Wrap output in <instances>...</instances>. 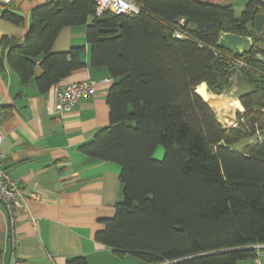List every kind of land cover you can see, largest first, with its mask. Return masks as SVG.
Listing matches in <instances>:
<instances>
[{
    "label": "trees",
    "instance_id": "trees-1",
    "mask_svg": "<svg viewBox=\"0 0 264 264\" xmlns=\"http://www.w3.org/2000/svg\"><path fill=\"white\" fill-rule=\"evenodd\" d=\"M131 1L140 8L134 17L98 16L94 0L37 7L24 39L4 40L7 62L24 85L39 64L36 85L46 93L86 67L84 47L53 51L63 29L86 26L91 66L107 68L115 80L110 125L80 148L90 160L122 167L124 198L98 242L148 264L253 260L252 247L264 245V136L237 145L264 134V33L254 29L264 0H251L239 16L232 5ZM10 7L3 18L21 25ZM177 29L188 38H174ZM222 33L252 38L253 49L236 56L220 48ZM236 77L235 102L243 113L235 112L237 125L226 128L216 115L221 107L208 105L197 88L206 84L219 100ZM159 147L162 160L155 159ZM68 264L88 262L74 257Z\"/></svg>",
    "mask_w": 264,
    "mask_h": 264
},
{
    "label": "crops",
    "instance_id": "crops-1",
    "mask_svg": "<svg viewBox=\"0 0 264 264\" xmlns=\"http://www.w3.org/2000/svg\"><path fill=\"white\" fill-rule=\"evenodd\" d=\"M51 1L56 0H14L9 9L23 18L21 25L4 19L5 9L0 7V165L22 188L37 219L34 226L25 211H17L12 227L0 200V264H68L74 257H83L88 264H148L135 255L119 254L96 238L106 229L104 221L116 215L124 186L119 164L90 160L80 150L110 125L108 95L115 83L107 68L91 66L86 26L63 29L53 47L56 53L86 48V67L58 85L96 83L93 93L70 112L61 111L55 85L46 93L39 91L36 79L43 74L39 64L34 78L24 85L7 62L4 40L22 41L33 11ZM218 1L232 5L239 16L251 0ZM233 91L238 92L237 77ZM214 103L210 106L217 107Z\"/></svg>",
    "mask_w": 264,
    "mask_h": 264
},
{
    "label": "built area",
    "instance_id": "built-area-1",
    "mask_svg": "<svg viewBox=\"0 0 264 264\" xmlns=\"http://www.w3.org/2000/svg\"><path fill=\"white\" fill-rule=\"evenodd\" d=\"M14 0H0V7L7 8L13 4ZM98 7V16L105 12H111L115 15H126L134 17L140 13V8L131 0H94ZM183 25V21L180 22ZM176 39H187L188 35L181 30H176L174 33ZM239 67L244 66L243 63L238 62ZM96 83L93 81H84L80 83H73L66 86L55 85V92L60 101L62 112H70L82 99L88 97L89 94L95 90ZM237 125V120L232 127ZM228 128V127H226ZM3 136L0 134V144ZM3 159V154L0 149V160ZM29 198L34 199L31 195ZM0 200L5 205L12 227L15 224V215L17 211H25L32 225H37V219L31 214L28 206V198L24 195L22 188L18 183L3 169L0 165ZM256 250V256L251 264H261V257L264 253V245L253 246ZM172 264V262H166Z\"/></svg>",
    "mask_w": 264,
    "mask_h": 264
},
{
    "label": "water",
    "instance_id": "water-1",
    "mask_svg": "<svg viewBox=\"0 0 264 264\" xmlns=\"http://www.w3.org/2000/svg\"><path fill=\"white\" fill-rule=\"evenodd\" d=\"M203 3L221 5L218 0H196ZM184 26L186 22H183ZM254 29L257 34L264 33V14L259 12L256 15ZM220 48L229 50L236 56L250 52L253 49V39L250 37H242L231 33H222L218 43ZM176 262H172L175 264Z\"/></svg>",
    "mask_w": 264,
    "mask_h": 264
},
{
    "label": "rangeland",
    "instance_id": "rangeland-1",
    "mask_svg": "<svg viewBox=\"0 0 264 264\" xmlns=\"http://www.w3.org/2000/svg\"><path fill=\"white\" fill-rule=\"evenodd\" d=\"M236 96H237V91L236 92L233 91V92H228L227 94L222 96L223 97L222 99H219V100L214 99V100H217V103H214V104L217 107H222V110L220 112L216 111V115H217L218 119L220 120V122L225 127H228V128H231L235 124V122L237 120L236 114L241 112V110H236L233 107L229 108L230 105L237 100ZM237 111H239V112H237ZM235 112H237V113H235ZM230 113L233 115V118H231V119L229 118ZM226 121H228V123ZM263 136H264V134L260 133V134L256 135L254 138L240 143L239 145H237V148L242 149L249 144H253V143L257 142L259 140V138L263 139ZM163 157H164V149L162 147H159V149L157 150V152L155 154V159L156 160H162ZM240 264H245V262H240Z\"/></svg>",
    "mask_w": 264,
    "mask_h": 264
},
{
    "label": "bare ground",
    "instance_id": "bare-ground-1",
    "mask_svg": "<svg viewBox=\"0 0 264 264\" xmlns=\"http://www.w3.org/2000/svg\"><path fill=\"white\" fill-rule=\"evenodd\" d=\"M197 93L205 100V102L208 104V105H212L214 103V100L213 98L208 94L207 92V89H206V85L205 84H202L200 85L198 88H197ZM235 108V109H239L238 105L236 103H232L230 105L229 108ZM224 108V107H223ZM222 110V107L221 108H218L217 111H221ZM234 111V110H233ZM231 112V111H230ZM232 113V112H231ZM230 113V116L229 118H233V115ZM220 116V115H219ZM225 120V119H224ZM233 120V119H232ZM228 123V121H226Z\"/></svg>",
    "mask_w": 264,
    "mask_h": 264
}]
</instances>
